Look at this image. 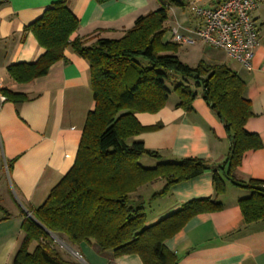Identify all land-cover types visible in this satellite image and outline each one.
Instances as JSON below:
<instances>
[{
	"label": "trees",
	"instance_id": "16d2710c",
	"mask_svg": "<svg viewBox=\"0 0 264 264\" xmlns=\"http://www.w3.org/2000/svg\"><path fill=\"white\" fill-rule=\"evenodd\" d=\"M170 9L163 1L159 8L139 15L121 37H101L91 43L87 37L71 39L80 21L63 0L25 27L44 52L35 61L10 64L9 75L18 83L44 76L71 48L90 64L95 107L88 113L73 166L40 206L29 208L31 215L22 222L24 235L14 264H84L64 258L53 235L72 244L95 241L116 256L136 253L144 264H179L166 240L195 214L221 209L218 197L226 191V180L251 190L239 199L246 222L264 220V180L245 182L236 175L244 154L263 146L260 136L245 127L253 115L247 83L224 63L202 60L193 67L183 62L178 55L180 44L164 39ZM172 92L177 95L176 106L186 111L192 110L197 97H203L224 123L230 146L222 165L199 157L160 161L153 167L139 162L143 155L161 157L136 138L161 124L144 126L136 113L159 111ZM0 93L14 102L31 99L5 87H0ZM206 170L214 172V198L189 201L147 224L148 202ZM159 180L165 182L162 190L149 199L136 194Z\"/></svg>",
	"mask_w": 264,
	"mask_h": 264
},
{
	"label": "crops",
	"instance_id": "0c3cea01",
	"mask_svg": "<svg viewBox=\"0 0 264 264\" xmlns=\"http://www.w3.org/2000/svg\"><path fill=\"white\" fill-rule=\"evenodd\" d=\"M57 1L62 0L0 2V87L31 98L23 102L0 99V264H14L24 235L22 222L31 214L29 208L40 206L73 166L88 113L95 107L90 64L71 48L66 49V58L55 62L44 76L18 83L9 75L10 64L35 61L44 52L25 27ZM63 1L80 21L71 39L87 37L89 43L101 37H121L139 15L156 8L155 0ZM255 11V20L261 26L252 67L247 68L227 53L226 60L220 62L246 81L253 115L245 127L263 142L261 148L247 151L236 169L237 178L245 182L252 178L264 180V0ZM174 16L171 13L170 19ZM176 101L169 100L157 112H137L144 126L161 127L144 131L136 138L160 153L161 157H154L155 164L199 157L222 165L230 146L224 123L203 97L194 100L190 111L176 106ZM220 174L224 176L222 171ZM226 181V191L218 197L221 209L195 214L166 240L179 264H264V220L248 224L239 205V199L249 196L251 190ZM164 183L159 180L142 186L136 194L149 199L153 192L162 190ZM214 196V172L206 170L154 198L155 206L147 204V224L181 209L189 201ZM62 240L65 250L69 247L79 256L77 259L68 255L70 251L65 252L55 243L67 260L144 264L136 253L116 256L113 250H102L95 241L72 244Z\"/></svg>",
	"mask_w": 264,
	"mask_h": 264
},
{
	"label": "built area",
	"instance_id": "2783aa9c",
	"mask_svg": "<svg viewBox=\"0 0 264 264\" xmlns=\"http://www.w3.org/2000/svg\"><path fill=\"white\" fill-rule=\"evenodd\" d=\"M4 1L7 0H0ZM261 1L220 0L214 7L206 8L195 0L191 9L201 21L196 27L173 26L172 39L186 44L201 41L217 47L250 69L259 44V28L253 14ZM0 99L3 101L6 97L0 94Z\"/></svg>",
	"mask_w": 264,
	"mask_h": 264
},
{
	"label": "rangeland",
	"instance_id": "374dc122",
	"mask_svg": "<svg viewBox=\"0 0 264 264\" xmlns=\"http://www.w3.org/2000/svg\"><path fill=\"white\" fill-rule=\"evenodd\" d=\"M168 4L170 6L171 13L175 16L172 19H169L166 23L168 26L167 32L165 33L164 39L165 40H172V31L171 28L173 26H177L178 24H181L183 26H189V27H196L199 22L201 21L200 18L196 15V13L191 9V3L195 0H179L182 2V4L177 3L175 0H155V9L159 8L162 5V2ZM218 0H199V5L206 7V8H212L217 3ZM151 11V10H150ZM256 12V11H255ZM254 12V14H255ZM253 14V15H254ZM258 26H261V23L258 22ZM175 42V41H174ZM180 48L178 55L180 59L189 64L190 66H197L202 60H205L207 62L211 63H220L221 61H225L227 54L225 51L211 46L207 45L201 41L197 42L196 44H186V43H179ZM168 86L173 89L174 84L171 82H168ZM1 94V93H0ZM177 98V95L175 92H172L170 95V100H175ZM154 157L150 155H143L139 162L145 166V167H153L155 166V162L153 161ZM156 191V190H155ZM157 202L155 200L151 201V203L148 202L149 206H155ZM149 209V208H148ZM54 241L56 244L59 245V247H62L63 250L64 247H67L63 240L58 235H53ZM66 251L71 250L66 248ZM68 252V255L76 257L78 259V255L75 253Z\"/></svg>",
	"mask_w": 264,
	"mask_h": 264
}]
</instances>
